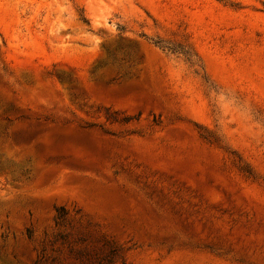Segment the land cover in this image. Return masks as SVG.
Returning a JSON list of instances; mask_svg holds the SVG:
<instances>
[{
  "label": "rangeland",
  "instance_id": "obj_1",
  "mask_svg": "<svg viewBox=\"0 0 264 264\" xmlns=\"http://www.w3.org/2000/svg\"><path fill=\"white\" fill-rule=\"evenodd\" d=\"M0 264H264V0H0Z\"/></svg>",
  "mask_w": 264,
  "mask_h": 264
}]
</instances>
